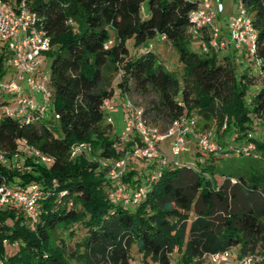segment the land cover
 Here are the masks:
<instances>
[{
  "label": "trees",
  "instance_id": "trees-1",
  "mask_svg": "<svg viewBox=\"0 0 264 264\" xmlns=\"http://www.w3.org/2000/svg\"><path fill=\"white\" fill-rule=\"evenodd\" d=\"M26 2L50 37L51 99L46 114L29 121L0 115V187H37L40 214L31 225L18 206L0 208V264H132L133 254L142 264H203L228 250L264 255V132L252 134L255 123L264 128V85L257 83L264 81V0H241L256 32L244 56L253 72L204 51L207 35L188 33L195 2ZM153 41L177 53L178 77L158 62ZM4 61L2 47L0 77ZM131 91L153 95L143 109L151 124L196 116L213 122L219 136L215 152L199 149L195 166L129 157L122 191L130 197L143 188L144 195L124 206L111 197L109 172L139 141L119 143L101 107ZM25 147L51 162L36 161Z\"/></svg>",
  "mask_w": 264,
  "mask_h": 264
},
{
  "label": "built area",
  "instance_id": "built-area-1",
  "mask_svg": "<svg viewBox=\"0 0 264 264\" xmlns=\"http://www.w3.org/2000/svg\"><path fill=\"white\" fill-rule=\"evenodd\" d=\"M197 4L189 15L190 26L188 33L192 35L205 34L209 37V48L220 53L228 44L235 49L252 53L256 40V32L244 10L241 0H237V14L226 25L227 37L223 38L218 25L219 16L223 12L221 0H186ZM0 42L7 52V65L15 72V78L10 80L3 90L9 95V103L0 106V115L5 114L13 118L31 120L33 116H44L50 104L48 61L46 53L50 48V37L44 30L41 20L27 7L26 0H18L13 5L9 0H0ZM19 82H24L22 86ZM0 87L1 84H0ZM125 109V130L119 136L118 142L124 143L137 137L139 145L131 150L122 152L109 172V178L115 183V191L111 197L124 206L136 203L143 197L144 189L139 188L130 197L126 196L121 188L118 178L126 169V160L131 157L136 160H160L161 165L166 164V157L161 154L160 145L168 142L173 156L176 158L187 150L190 137L197 140L200 150L208 153L215 152L218 147L212 141L211 133L196 135L198 118L196 116H182L170 122L165 127L151 124L145 117L143 108L136 105L128 95L122 98ZM102 110L106 114L112 110L110 100L103 102ZM107 123L111 120L107 114ZM225 129L223 125L222 130ZM118 149L117 145H115ZM252 145L243 148L244 152L251 150ZM81 147L76 146L72 156L80 153ZM27 155L36 161L48 165L51 160L40 155L28 147L24 148ZM4 161L0 153V162ZM174 164H180L177 160ZM40 192L35 186L12 191L6 186L0 187V208L16 205L22 209L31 225L36 223L40 214ZM208 264H264L262 254L233 255L231 250L212 254L208 257Z\"/></svg>",
  "mask_w": 264,
  "mask_h": 264
},
{
  "label": "rangeland",
  "instance_id": "rangeland-1",
  "mask_svg": "<svg viewBox=\"0 0 264 264\" xmlns=\"http://www.w3.org/2000/svg\"><path fill=\"white\" fill-rule=\"evenodd\" d=\"M13 5L17 4L18 0H9ZM222 6H223V12L221 14L222 18L224 19V25L222 23L223 31L227 33L226 25L229 22L230 19H232L237 14V0H221ZM128 48L130 49V53L133 54L134 50L131 48V42L129 41L127 43ZM152 49L157 53L158 62L161 63L166 70L171 71L175 76H179L181 74V67L178 62V55L177 53L171 48V46L168 43H164L162 41H153ZM3 47V44L0 42V49ZM196 51H199L197 48L194 47ZM238 53V56L233 57L234 65L239 69V71L247 70V71H254L253 64L250 62H247L244 58V56L247 54V51H243ZM225 56V50L219 53V57L222 58ZM3 68L5 70L3 76L0 77V84L2 87H0V102L3 100V97L7 100H10L9 95L3 90V86L5 87L10 80H13L15 78V72L12 68H9L6 64V62H3ZM22 86H25L24 82H19ZM258 86L264 85V81H262L261 78L257 79ZM130 99L138 106L142 107L143 109H148V104L150 101H152L153 95H140L136 93L135 91H131L127 94ZM110 104L112 106V110L109 111L107 114L111 120V127L113 136H120L124 133L125 130V109L122 104V97L118 95V92L115 93V95L110 100ZM169 125V122H163L158 124L160 127H165ZM254 131H252V134H254L257 138L261 137L262 132H264V128L260 125V123H255L254 125ZM196 135L204 136L209 133L212 135V141L215 143V140H218L219 134H216V126L213 122L205 124L202 119L198 118V125L196 129ZM168 145V144H167ZM188 148L187 151L181 153L179 157H175L172 155L171 152L166 155V157L169 160L172 161H178L179 163H186L191 166H195V163L199 161L200 157L197 156V152L199 151V148L197 146V140L194 138V141L191 143H188L186 145ZM190 155V157H188ZM199 158V159H198ZM218 182L221 183V179L218 178ZM231 253L235 256L236 252L234 250H231ZM131 259L133 260L132 264H142L140 258L133 254L131 255ZM101 264H110L108 262H102ZM203 264H208V259L204 260Z\"/></svg>",
  "mask_w": 264,
  "mask_h": 264
},
{
  "label": "crops",
  "instance_id": "crops-1",
  "mask_svg": "<svg viewBox=\"0 0 264 264\" xmlns=\"http://www.w3.org/2000/svg\"><path fill=\"white\" fill-rule=\"evenodd\" d=\"M222 23H223V25H224L225 22H224V19L222 18V16L220 15V16H219V19H218V25H219V27H220V29H221V35L224 36L223 38L228 39V37H227V33H225V32L223 31ZM240 51H241V50L235 49L234 46H233L232 44H228L227 47H226V49H225V56H229L230 58H233V57H235V56H238V53H240ZM241 52H242L241 54L243 55V51H241ZM3 98H4V97H3ZM4 100H5V98H4ZM7 100H8V99H7ZM192 141H194V137H190V138L188 139L187 144H188V143H191ZM167 144H168V145H167ZM187 150H188V148H187ZM187 150H186V151H187ZM160 151H161V154H162L163 156L168 155V153L171 152L169 143H168V142H165V143L161 144V145H160ZM188 157H190V155H188ZM190 158H191V157H190ZM192 158H193V157H192ZM192 158H191V159H192Z\"/></svg>",
  "mask_w": 264,
  "mask_h": 264
}]
</instances>
